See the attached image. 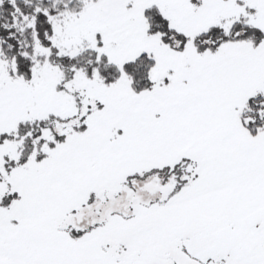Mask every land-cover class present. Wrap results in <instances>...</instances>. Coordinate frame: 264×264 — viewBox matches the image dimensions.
<instances>
[{"label": "snow or ice", "instance_id": "obj_1", "mask_svg": "<svg viewBox=\"0 0 264 264\" xmlns=\"http://www.w3.org/2000/svg\"><path fill=\"white\" fill-rule=\"evenodd\" d=\"M0 264H264V0H0Z\"/></svg>", "mask_w": 264, "mask_h": 264}]
</instances>
